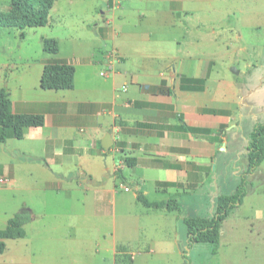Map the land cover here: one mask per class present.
<instances>
[{
    "label": "rangeland",
    "instance_id": "374dc122",
    "mask_svg": "<svg viewBox=\"0 0 264 264\" xmlns=\"http://www.w3.org/2000/svg\"><path fill=\"white\" fill-rule=\"evenodd\" d=\"M9 3L0 0V13L8 11ZM102 29L110 35L105 37ZM44 38L58 42V55L44 52ZM114 42L128 52V68L136 73L143 61L160 64L175 56L182 64L211 62L209 86L220 96V103L229 107L232 124L225 134L226 144L217 151L213 179L196 192L175 198L183 217L213 216L217 198L233 195L240 184L247 169L249 136L256 125L264 124V0H57L44 27L0 29V88L3 78L9 80L11 89L15 90V80H23L24 86L31 88L45 58L90 56L110 51ZM25 142L9 140L0 145V229L28 208L35 214H49L47 227L41 229L36 221L28 225L27 238L7 240L0 264L110 262L107 254L96 252L95 244L103 234L99 235L94 223L105 227L106 219L100 222L92 217L93 211L74 201L81 196L79 190L89 185L84 175L77 177L79 160L54 168L55 173L67 177L63 189L70 190L59 195L34 192L31 189L42 187L54 176L44 160L21 161L15 149ZM246 191L242 205L222 222L216 250L206 243L188 247L184 219H178L170 237L160 223L143 221L141 242L129 246L133 260L130 255L128 260L119 258L117 264H182L184 254L189 264H264V161L248 176ZM132 193H122L124 205L128 206L126 200L129 202ZM133 202L134 212L143 209ZM76 214L88 216L93 225H73ZM38 229L45 235L36 236ZM149 244L157 253L138 256Z\"/></svg>",
    "mask_w": 264,
    "mask_h": 264
},
{
    "label": "crops",
    "instance_id": "0c3cea01",
    "mask_svg": "<svg viewBox=\"0 0 264 264\" xmlns=\"http://www.w3.org/2000/svg\"><path fill=\"white\" fill-rule=\"evenodd\" d=\"M104 35L106 37L110 32L106 31ZM110 51H116L120 56V61L115 64L117 72L101 77L99 73ZM110 51L69 59L45 58L39 64V79L35 86L27 88L23 80H15L14 90L9 80L3 78L1 88L10 95L13 113L42 115L45 120L43 127L26 128L24 138L17 140H26V144L15 149L21 154V161L44 160L54 176L44 181L42 187L31 190L45 194L58 192V195L62 190H70L63 189L64 183H68L67 177L55 173L54 168L60 169L66 162L79 160L77 177L84 175L89 185L79 190L81 196L74 201L93 211L92 217L100 222L102 218L106 219L105 227L94 223L99 235L103 234L95 243L96 252L107 254L109 264H117L119 258L128 260L130 255L133 260L134 253L129 246L141 242L140 233L145 229L143 221L160 223L169 230L165 234L168 232L167 236H173L178 219L185 217L180 214L181 208L175 197L196 192L213 179L217 170L215 157L219 148L226 144L225 134L233 118L229 107L220 103V96H216L209 86L211 62L198 61L188 65L175 56L160 64L143 61L136 73L133 68H128L129 54L123 47L114 42ZM50 60L66 62L75 68L72 89H41L43 66ZM182 77L206 78L204 90L182 91ZM162 84L170 89L169 95L157 90ZM209 111L222 113L211 114ZM187 128L209 130L210 133L194 134ZM106 135L112 141L108 150L102 147ZM216 137L215 142L212 139ZM123 187L129 190L124 191ZM131 192L133 196L129 202L126 200V206L121 200L122 193ZM138 195L149 202H167L174 198L179 209L169 212L146 208L137 201ZM133 199L143 207L142 210L134 212ZM118 208L122 211L119 214ZM23 212L30 217L23 239L28 237L27 227L31 223L38 221L39 227L46 229L45 219L49 214H35L30 208ZM76 215L73 225H93L88 216ZM45 233L38 229L36 236L42 237ZM134 236L139 238L132 239ZM149 242L152 244L153 240ZM149 245L146 252L139 251L137 255L156 254L157 249Z\"/></svg>",
    "mask_w": 264,
    "mask_h": 264
},
{
    "label": "trees",
    "instance_id": "16d2710c",
    "mask_svg": "<svg viewBox=\"0 0 264 264\" xmlns=\"http://www.w3.org/2000/svg\"><path fill=\"white\" fill-rule=\"evenodd\" d=\"M57 0H10L6 13H0V29H18L44 27L49 19L50 11ZM22 37L24 34L21 35ZM43 50L46 54L54 56L59 53L58 42L55 39H43ZM75 68L66 63L55 60L46 61L43 66L40 87L43 90H69L74 86ZM206 78H186L180 80L182 91H202L205 88ZM159 93L169 95V88L162 84ZM211 114H220V111H209ZM45 123L42 115L15 114L12 111V102L8 91L0 88V145L8 140H22L26 128H40ZM184 129L185 126H183ZM190 132L210 133L209 130L191 128ZM212 140L217 141V137ZM247 169L241 176L240 184L233 195L219 196L216 200L214 215L211 217H184L187 228L188 247L193 244L206 243L215 247L220 244L222 222L239 206L246 196L248 176L252 175L264 161V124L253 128L246 149ZM161 185H168L161 184ZM137 201L146 208L166 209L169 212L179 209L176 199L167 202H149L141 195ZM30 221L28 213H16L7 222L4 229H0V255L6 251L7 240L23 239L26 235L25 225ZM214 250V251H215ZM182 264H189L184 254Z\"/></svg>",
    "mask_w": 264,
    "mask_h": 264
},
{
    "label": "built area",
    "instance_id": "2783aa9c",
    "mask_svg": "<svg viewBox=\"0 0 264 264\" xmlns=\"http://www.w3.org/2000/svg\"><path fill=\"white\" fill-rule=\"evenodd\" d=\"M120 61V56L116 51H110L108 52L107 56L105 57V66L100 71L99 75L101 77H107L110 74H115L117 72V69L115 67V64ZM124 191H128L129 188L123 187Z\"/></svg>",
    "mask_w": 264,
    "mask_h": 264
},
{
    "label": "water",
    "instance_id": "95a60500",
    "mask_svg": "<svg viewBox=\"0 0 264 264\" xmlns=\"http://www.w3.org/2000/svg\"><path fill=\"white\" fill-rule=\"evenodd\" d=\"M233 74L239 75V72L235 69H232ZM112 145V141L109 135H106L102 140V147L105 150H108L109 147Z\"/></svg>",
    "mask_w": 264,
    "mask_h": 264
}]
</instances>
